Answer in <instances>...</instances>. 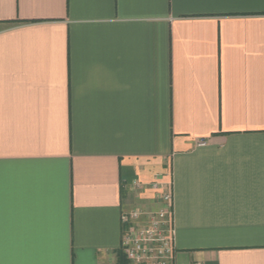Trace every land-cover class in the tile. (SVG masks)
I'll use <instances>...</instances> for the list:
<instances>
[{
	"label": "crops",
	"instance_id": "obj_1",
	"mask_svg": "<svg viewBox=\"0 0 264 264\" xmlns=\"http://www.w3.org/2000/svg\"><path fill=\"white\" fill-rule=\"evenodd\" d=\"M168 190L174 264H264V0H0V264H129Z\"/></svg>",
	"mask_w": 264,
	"mask_h": 264
},
{
	"label": "built area",
	"instance_id": "obj_2",
	"mask_svg": "<svg viewBox=\"0 0 264 264\" xmlns=\"http://www.w3.org/2000/svg\"><path fill=\"white\" fill-rule=\"evenodd\" d=\"M160 201L156 209L132 208L122 213L125 226L122 248L129 264H174L172 191L162 192Z\"/></svg>",
	"mask_w": 264,
	"mask_h": 264
}]
</instances>
